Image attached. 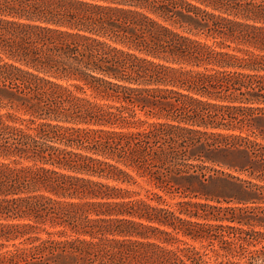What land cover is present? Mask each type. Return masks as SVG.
<instances>
[{"label":"trees","instance_id":"trees-1","mask_svg":"<svg viewBox=\"0 0 264 264\" xmlns=\"http://www.w3.org/2000/svg\"><path fill=\"white\" fill-rule=\"evenodd\" d=\"M258 122L264 0H0V264H210L163 244L179 233L242 253L264 227ZM244 256L213 264L264 245Z\"/></svg>","mask_w":264,"mask_h":264},{"label":"rangeland","instance_id":"rangeland-1","mask_svg":"<svg viewBox=\"0 0 264 264\" xmlns=\"http://www.w3.org/2000/svg\"><path fill=\"white\" fill-rule=\"evenodd\" d=\"M139 115L142 116L141 113H139ZM259 124H264L262 122H258ZM146 124H137L136 126L139 127H145ZM243 132H247V130H243ZM215 167L220 168V170L218 171H214L212 169H210L208 172L213 173L214 176H218V177H226L227 176V172H230L232 174L238 175L239 177H247L244 173H240L237 171H233L232 169H229L227 167L224 166H220V165H215ZM208 170V169H207ZM136 181L132 184L129 185V187L133 190H135L137 192L138 196H151V192L152 191H157L158 193L162 194L165 202L164 203H168L169 205L172 206V208H177V205L175 204V202L177 200H179L180 198H182V196L179 195V193H175V194H169L166 193L158 188H156L152 182L150 181V179L147 176H141L136 172H133ZM180 184H186V185H190V184H195L197 185V182L193 179H179ZM210 181V180H209ZM221 186L227 187L228 190H231L229 188V185H223V184H218V182L216 181H211L208 182L203 189L208 191V192H216L217 194H222L224 191L223 189H221ZM148 198V197H147ZM153 202H157V199H152ZM195 219V218H194ZM45 228L48 230H56L58 228H62V226L60 225H56V226H51L49 223H46ZM67 229V233L66 234H59V233H53L51 235H48L46 233L45 230L39 228L37 229L35 232H32V235H38L41 237H66L68 236V234L71 233L70 229ZM254 229L256 230H261L263 231L262 233L259 232H253L252 236H255L253 238V240L249 243H246V247L244 249H241L242 253H239L238 255H233L229 252H226V250H224L222 248V246H220V244L218 243V241H214L213 243H210L207 239L205 238H198V239H192V238H188L185 236H182L181 233L177 234L179 238H183L184 240H186V242L181 241V240H174V241H170V242H163L164 245L168 246V247H172V248H176V247H181V246H186V245H193L197 250H199V252L202 254V257L204 260H206L208 263L213 264L215 262H219V261H225L228 259L231 260H239V261H243L245 259L244 254L247 253L248 249H253V248H258L261 247L262 245H264V227H259V226H255ZM151 239L157 240L159 241V239L157 237H151ZM227 246V244H224ZM7 248H12L11 243H7L5 246H0V251H3Z\"/></svg>","mask_w":264,"mask_h":264}]
</instances>
